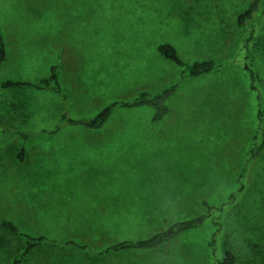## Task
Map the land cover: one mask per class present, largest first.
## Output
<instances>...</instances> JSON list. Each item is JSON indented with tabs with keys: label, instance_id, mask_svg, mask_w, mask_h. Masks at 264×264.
<instances>
[{
	"label": "rangeland",
	"instance_id": "374dc122",
	"mask_svg": "<svg viewBox=\"0 0 264 264\" xmlns=\"http://www.w3.org/2000/svg\"><path fill=\"white\" fill-rule=\"evenodd\" d=\"M249 2L0 0L8 44L0 82L47 77L57 64L74 117L180 83L160 122H152L149 107L119 109L101 129L65 123L53 134L41 130L58 122L64 106L58 95L0 89V214L31 235L90 247L49 242L32 249L23 264H217L227 249L235 264H264V234L249 242L236 236L242 200L227 206L215 251L219 213L213 210L206 224L159 248L91 252L199 215L204 200L232 201L243 181H252L243 174L258 124L257 98L237 57L251 31L237 15ZM164 41L187 61L226 64L180 80V68L158 51ZM258 42L264 46V29ZM18 130L30 136L23 139ZM21 147L24 161L17 158ZM24 248L19 235L0 227V264H11Z\"/></svg>",
	"mask_w": 264,
	"mask_h": 264
},
{
	"label": "trees",
	"instance_id": "16d2710c",
	"mask_svg": "<svg viewBox=\"0 0 264 264\" xmlns=\"http://www.w3.org/2000/svg\"><path fill=\"white\" fill-rule=\"evenodd\" d=\"M239 25H249L251 31L244 38L238 51V58L243 69L248 73L250 87L256 92L257 98V120L253 145L250 148V157L243 174L245 178L249 174L252 181L248 185L245 181L239 190L233 193L232 201H227L222 205H212L204 200L206 211L191 218L181 219L168 225L166 228L154 234L140 239H123L111 243L107 246L94 249L91 252L98 256L120 253L130 250H152L159 248L168 242L175 240L181 234L197 229L207 223L212 216V211H218L214 216V224L217 226L212 233L211 246L215 251V244L224 228L223 215L227 206L236 204L242 200L235 209V232L236 236L243 241L257 239L264 234V46L258 39L264 29V0H250L245 9L237 15ZM158 51L165 58L174 62L180 68V80L187 77H198L212 73L226 64L215 58L195 59L187 61L180 57L176 46L170 41L161 42ZM261 55V56H260ZM8 44L3 31L0 18V65L7 59ZM179 81L174 82L169 87L152 92L143 90L131 98H118L102 107L95 115L87 118L74 117L68 108V96L60 81L59 65L55 64L50 69L47 77L36 80L26 79H5L0 82V89H13L21 87H34L36 90H48L60 97L64 106L59 116L58 122L49 130H41L48 133H57L61 127L69 125H80L89 129H101L109 121L110 117L119 109H133L139 107H149L152 110V122H160L170 112L169 101L179 87ZM23 139H27L30 134L18 130ZM20 161L25 160V148L21 147L17 154ZM241 181V180H240ZM0 227H3L19 235L25 244L22 253L16 257L11 264H23L26 256L38 245L57 244L61 248L79 247L90 250L88 244L77 242L73 239L60 242L50 239L46 235H31L23 230L12 219L0 214ZM236 255L231 249H227L223 259H217V264H235Z\"/></svg>",
	"mask_w": 264,
	"mask_h": 264
}]
</instances>
